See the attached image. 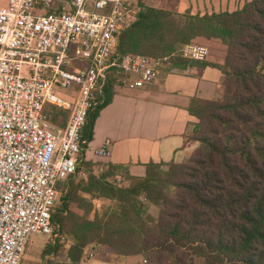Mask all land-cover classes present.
<instances>
[{
	"label": "trees",
	"instance_id": "16d2710c",
	"mask_svg": "<svg viewBox=\"0 0 264 264\" xmlns=\"http://www.w3.org/2000/svg\"><path fill=\"white\" fill-rule=\"evenodd\" d=\"M140 6L136 22L119 36L117 54L160 58L183 45L207 47L205 61L175 58L170 67L217 69V98L191 99L188 112L198 122L186 138L196 147L182 163L149 162L144 176L132 177L127 167L109 164L97 172L82 159L86 178L59 185L65 195L53 214L61 237L73 241L62 264H79L93 243L144 264H187V256L203 264H264V0L203 16L147 7L143 0ZM122 77L119 68L109 71L103 101L83 129V151ZM45 112L54 124L67 121L63 110ZM119 176L128 185L112 182ZM94 199L114 205L100 214Z\"/></svg>",
	"mask_w": 264,
	"mask_h": 264
},
{
	"label": "built area",
	"instance_id": "2783aa9c",
	"mask_svg": "<svg viewBox=\"0 0 264 264\" xmlns=\"http://www.w3.org/2000/svg\"><path fill=\"white\" fill-rule=\"evenodd\" d=\"M140 3L7 0L0 8V264H22L34 235L63 240L53 220L58 186L77 174L83 129L112 68L122 72V86L142 89L175 58H208V48L197 45L160 58L118 55L119 36L136 22ZM49 106L68 113L63 126L50 121ZM111 147L106 140L95 155L107 160Z\"/></svg>",
	"mask_w": 264,
	"mask_h": 264
},
{
	"label": "crops",
	"instance_id": "0c3cea01",
	"mask_svg": "<svg viewBox=\"0 0 264 264\" xmlns=\"http://www.w3.org/2000/svg\"><path fill=\"white\" fill-rule=\"evenodd\" d=\"M250 1L143 0L147 7L199 16L234 12ZM6 3L7 0H2L0 8ZM221 78L220 71L200 64L188 65L185 69L165 66L157 80L142 89L131 85L116 87L111 102L100 111L94 123L93 138L83 152V161L92 163L94 168L101 164L124 166L132 177L144 176V165L149 162L182 163L194 149L186 136L198 122L188 112L189 103L194 98L215 100L216 86ZM106 140L112 143L111 154L107 160H101L95 150ZM96 200L105 199H94L93 205ZM94 246L100 247L96 243L87 246L79 264H88L89 259L95 257L103 258L101 264H118L120 261L114 259L118 255L113 252L100 249L97 254ZM89 253H93L92 258L86 257ZM138 263V256L125 257L122 262Z\"/></svg>",
	"mask_w": 264,
	"mask_h": 264
},
{
	"label": "rangeland",
	"instance_id": "374dc122",
	"mask_svg": "<svg viewBox=\"0 0 264 264\" xmlns=\"http://www.w3.org/2000/svg\"><path fill=\"white\" fill-rule=\"evenodd\" d=\"M2 0H0L1 2ZM145 4V3H144ZM157 4V3H155ZM58 4H56L55 8H57ZM180 48V47H179ZM118 86H122L117 85ZM115 87V88H116ZM66 121V120H65ZM63 120V118H58L57 119V123H61L63 124L65 122ZM192 144V143H191ZM194 146V149L196 147L195 144H192ZM193 149V150H194ZM191 155V154H190ZM95 171H99L98 167H96L94 169ZM84 178H86V171L83 169L82 164H80L77 174L71 178L70 180L66 181L64 184L67 185L70 181L72 180H83ZM120 179V182H118L115 179L112 180V182L116 185H120V186H125L128 185V183L125 181V179L123 177H117ZM59 189V202H62V199L65 195V187L63 186H58ZM95 208L96 210H98V212L101 214L102 212H104L107 208L109 207H113V203L108 201V200H96L95 203ZM149 214L151 217H156L157 216V210L154 207H150L149 206ZM60 240V239H58ZM58 240L52 244L50 242V240L44 236L41 235H34L31 237V241L28 243L27 247H26V251H25V255H24V259L22 264H62L64 262H67L68 259V250L70 248V246L73 244L72 239L69 236H64L63 240H61V242H58ZM49 249V248H53L52 251H50L47 254H44L43 251L44 249ZM101 249V246L98 247V249H96V253L99 254V251ZM98 251V252H97ZM115 258H119V262L118 264H122L123 260L125 259V257L121 258V257H114ZM103 258H93V259H89L90 261L88 262V264H101ZM186 262L187 264H203V260L200 258H197L195 256H187L186 258ZM138 264H144L142 258L139 257V263Z\"/></svg>",
	"mask_w": 264,
	"mask_h": 264
}]
</instances>
